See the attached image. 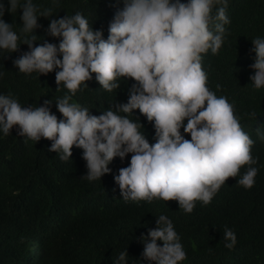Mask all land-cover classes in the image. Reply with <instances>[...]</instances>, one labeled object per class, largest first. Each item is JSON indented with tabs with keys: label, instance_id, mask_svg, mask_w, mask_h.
Wrapping results in <instances>:
<instances>
[{
	"label": "clouds",
	"instance_id": "obj_1",
	"mask_svg": "<svg viewBox=\"0 0 264 264\" xmlns=\"http://www.w3.org/2000/svg\"><path fill=\"white\" fill-rule=\"evenodd\" d=\"M8 4L6 8L0 3V50L19 49L20 35L3 16L5 11L22 9L20 31L26 34L23 43L29 50L13 61L20 72L46 75L59 69L58 87L63 82L73 95L82 84L87 86L93 74L109 92L119 89L122 79L134 83L127 103L99 116L70 102L67 94L56 100L59 119L48 106L51 101L22 106L11 93L0 94V132L5 136L18 126L19 136L36 142L41 137L50 139L49 151L59 153L62 160L72 156L74 145L82 148L87 162L83 177L90 181L111 173L114 158L123 160L131 154L128 165L114 174L126 201L175 200L180 209L191 213L197 200L210 203L229 177H239L236 183L245 188L253 186L258 172L252 166L257 163L251 151L254 141L234 114V105L207 86L202 66V54L209 50L217 54L224 44L225 25L231 22L227 0H124L109 24L107 39L77 11L50 20L48 34L58 43L45 40L35 46L38 18L52 16V9L41 11L33 0H8ZM251 42L255 58L249 79L260 89L264 87V37ZM136 109L153 123L155 143L150 144L140 130L141 121L129 118ZM182 127L190 139L181 133ZM256 133L264 140V131L258 127ZM156 224L140 237L143 259L149 264L183 261L186 253L173 221L161 214ZM223 236L224 246L232 249L235 232L225 227ZM128 258L126 249L113 264H127Z\"/></svg>",
	"mask_w": 264,
	"mask_h": 264
},
{
	"label": "trees",
	"instance_id": "obj_2",
	"mask_svg": "<svg viewBox=\"0 0 264 264\" xmlns=\"http://www.w3.org/2000/svg\"><path fill=\"white\" fill-rule=\"evenodd\" d=\"M33 2L41 11L50 7L53 14L38 18L34 46L45 40L58 43V38L48 34L50 20L77 11L107 39L110 22L124 6V0ZM0 3L9 7L8 0ZM226 12L231 22L225 25L224 44L217 54L211 50L202 54V66L208 75L207 86L234 105V114L254 141L251 151L257 163L252 166L258 172L253 186L245 188L236 183L239 177H229L210 203L197 200L191 213L180 209L175 200L126 201L114 174L128 165L131 154L123 160L114 158L109 164L111 173L90 181L83 177L87 162L82 148L74 145L72 156L62 160L59 153L49 151L52 140L41 137L36 142L19 136L18 126H14L7 136L0 132V264H113L126 249L127 264H149L141 256L140 237L157 227L161 214L173 221L186 253L178 264H264V140L256 133L258 127L264 131V87L256 89L249 79L255 58L251 40L264 37V0H227ZM21 15L22 9H18L5 11L3 16L20 35L21 44L12 53L0 50V94L11 93L22 106H43L51 101L48 106L58 119L62 114L56 100L66 94L71 95L70 102L97 116L127 103L132 79H122L120 88L109 92L93 74L87 86L82 84L73 95L63 82L58 87L55 73L59 69L46 75L20 72L13 61L29 50L23 43L26 34L20 31ZM132 115L130 119L142 122L140 130L149 143H155L153 123L138 109ZM180 131L184 134L183 127ZM246 168L242 166L241 173ZM225 227L236 234L232 249L224 246Z\"/></svg>",
	"mask_w": 264,
	"mask_h": 264
}]
</instances>
